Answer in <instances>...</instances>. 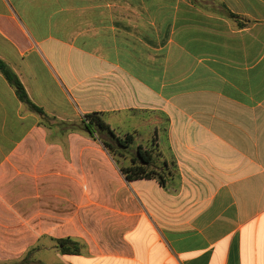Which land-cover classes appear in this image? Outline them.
Returning <instances> with one entry per match:
<instances>
[{
    "label": "crops",
    "instance_id": "crops-1",
    "mask_svg": "<svg viewBox=\"0 0 264 264\" xmlns=\"http://www.w3.org/2000/svg\"><path fill=\"white\" fill-rule=\"evenodd\" d=\"M0 58V264H264V0H0Z\"/></svg>",
    "mask_w": 264,
    "mask_h": 264
},
{
    "label": "trees",
    "instance_id": "trees-1",
    "mask_svg": "<svg viewBox=\"0 0 264 264\" xmlns=\"http://www.w3.org/2000/svg\"><path fill=\"white\" fill-rule=\"evenodd\" d=\"M0 71L15 87L18 97L22 101L27 103L33 110L44 115L47 121L52 119L42 107L38 106L31 100L18 74L2 58H0ZM60 124L65 128L64 132L70 130H82L89 133L104 145L105 149L112 155V157H115V155H126L125 152L135 143L133 133L128 132L124 135H119L111 125L105 121L102 113L97 111L85 114L79 121H65ZM153 159V147L140 144L136 148V155L132 156L131 164L125 166L120 165L119 167L128 181L139 178H151L159 175L158 171L151 166ZM56 241L61 246L60 249L64 253H76L80 251L78 246L79 242L72 237L57 238ZM29 261L28 254L23 260L16 264H28Z\"/></svg>",
    "mask_w": 264,
    "mask_h": 264
},
{
    "label": "rangeland",
    "instance_id": "rangeland-1",
    "mask_svg": "<svg viewBox=\"0 0 264 264\" xmlns=\"http://www.w3.org/2000/svg\"><path fill=\"white\" fill-rule=\"evenodd\" d=\"M123 135H124V134H123ZM118 156H119V157H118ZM115 158H116V159H117V158H120V155H117V157H115ZM24 258H25V256H24ZM24 258H23V259H24ZM23 259H22V260H23ZM20 261H21V260H20ZM35 262H36V261H35ZM33 263H34V261H33Z\"/></svg>",
    "mask_w": 264,
    "mask_h": 264
}]
</instances>
